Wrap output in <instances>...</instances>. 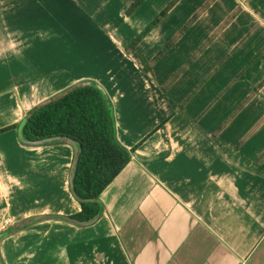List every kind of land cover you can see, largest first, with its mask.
<instances>
[{
	"label": "crops",
	"instance_id": "obj_1",
	"mask_svg": "<svg viewBox=\"0 0 264 264\" xmlns=\"http://www.w3.org/2000/svg\"><path fill=\"white\" fill-rule=\"evenodd\" d=\"M137 1L0 0V130L91 82L133 151L80 227L72 146L0 134V217H52L4 264H264V0Z\"/></svg>",
	"mask_w": 264,
	"mask_h": 264
},
{
	"label": "trees",
	"instance_id": "obj_2",
	"mask_svg": "<svg viewBox=\"0 0 264 264\" xmlns=\"http://www.w3.org/2000/svg\"><path fill=\"white\" fill-rule=\"evenodd\" d=\"M143 1L138 0L132 6L130 13ZM168 11L169 8L162 13V16H165ZM197 18L198 16L184 28V32ZM160 19L158 18L154 24ZM151 27L140 36L133 47L138 45ZM173 43L167 48H171ZM18 129H22V137L26 141L63 137L72 139L78 144L80 152L73 192L82 209L73 218L90 222L102 216L104 208L100 197L130 164L133 153L125 148L117 137L115 113L106 93L91 82L80 83L62 95L36 107L22 124L6 127L0 130V134ZM21 142L23 145L30 146ZM50 144L68 145L69 143L59 141ZM34 222L36 221L3 232L0 240L28 228ZM0 264H4L1 254Z\"/></svg>",
	"mask_w": 264,
	"mask_h": 264
},
{
	"label": "water",
	"instance_id": "obj_3",
	"mask_svg": "<svg viewBox=\"0 0 264 264\" xmlns=\"http://www.w3.org/2000/svg\"><path fill=\"white\" fill-rule=\"evenodd\" d=\"M96 86H98V85H96ZM19 133H20V140L23 141L25 144L30 145V146L41 147V146H45L47 144L55 143V142H59V141H66L72 146V148L74 149V161H73L71 175H70V187H71L72 194L74 195V192H73L74 178H75V172H76L78 161H79V152H80L78 144L75 141H73L72 139L63 138V137H53V138H49V139H45V140H39V141H26L22 137V129L19 130ZM74 197H75V195H74ZM100 217L101 216H98L97 218H95L93 221H90V222L80 221V220L75 219L73 217H63V219L65 221H68V222L73 223V224L80 226V227H89V226L94 225L100 219ZM51 218L52 217H50V216L41 217L38 219V221L39 222L45 221V220H49Z\"/></svg>",
	"mask_w": 264,
	"mask_h": 264
},
{
	"label": "rangeland",
	"instance_id": "obj_4",
	"mask_svg": "<svg viewBox=\"0 0 264 264\" xmlns=\"http://www.w3.org/2000/svg\"><path fill=\"white\" fill-rule=\"evenodd\" d=\"M179 1V0H178ZM85 70H87V67L85 68ZM70 74L71 73H73V75H74V73H76V72H81V69H80V67H76L75 69H73V67H70ZM51 100V99H50ZM43 105V104H42ZM39 218H41V217H38V218H36L35 220H33V219H31V220H28V221H26V222H21V223H19V224H14V226H13V221H11L10 222V218L8 217V216H5V217H0V223H1V225L5 228L4 230V232H6L8 229L10 230V229H17V228H19L20 226H23V225H25L26 223H31V222H33V221H38V219ZM0 225V226H1ZM1 226V227H2ZM7 227H9L8 229H7ZM30 227V226H29ZM3 233V232H2ZM0 253H1V249H0Z\"/></svg>",
	"mask_w": 264,
	"mask_h": 264
},
{
	"label": "built area",
	"instance_id": "obj_5",
	"mask_svg": "<svg viewBox=\"0 0 264 264\" xmlns=\"http://www.w3.org/2000/svg\"><path fill=\"white\" fill-rule=\"evenodd\" d=\"M12 220H10V222H11Z\"/></svg>",
	"mask_w": 264,
	"mask_h": 264
}]
</instances>
